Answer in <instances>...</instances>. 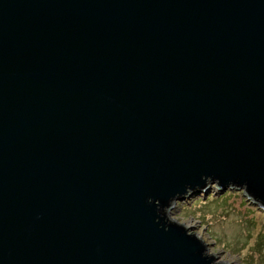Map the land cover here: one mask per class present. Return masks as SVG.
<instances>
[{
    "label": "water",
    "instance_id": "1",
    "mask_svg": "<svg viewBox=\"0 0 264 264\" xmlns=\"http://www.w3.org/2000/svg\"><path fill=\"white\" fill-rule=\"evenodd\" d=\"M212 185L264 209V0H0V264H225Z\"/></svg>",
    "mask_w": 264,
    "mask_h": 264
},
{
    "label": "rangeland",
    "instance_id": "2",
    "mask_svg": "<svg viewBox=\"0 0 264 264\" xmlns=\"http://www.w3.org/2000/svg\"><path fill=\"white\" fill-rule=\"evenodd\" d=\"M192 196L176 202L168 216L193 229L189 233L207 244L214 263L264 264V209L253 206L242 191L222 193L215 185Z\"/></svg>",
    "mask_w": 264,
    "mask_h": 264
},
{
    "label": "trees",
    "instance_id": "3",
    "mask_svg": "<svg viewBox=\"0 0 264 264\" xmlns=\"http://www.w3.org/2000/svg\"><path fill=\"white\" fill-rule=\"evenodd\" d=\"M215 196V195H214ZM194 196H190V198L189 199H192Z\"/></svg>",
    "mask_w": 264,
    "mask_h": 264
}]
</instances>
